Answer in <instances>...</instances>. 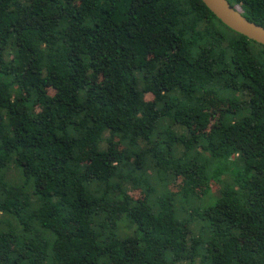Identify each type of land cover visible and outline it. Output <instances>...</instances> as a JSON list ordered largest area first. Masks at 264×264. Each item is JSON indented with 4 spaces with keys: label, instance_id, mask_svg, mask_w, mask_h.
Here are the masks:
<instances>
[{
    "label": "trees",
    "instance_id": "obj_1",
    "mask_svg": "<svg viewBox=\"0 0 264 264\" xmlns=\"http://www.w3.org/2000/svg\"><path fill=\"white\" fill-rule=\"evenodd\" d=\"M0 264H264V45L201 0H0Z\"/></svg>",
    "mask_w": 264,
    "mask_h": 264
},
{
    "label": "water",
    "instance_id": "obj_2",
    "mask_svg": "<svg viewBox=\"0 0 264 264\" xmlns=\"http://www.w3.org/2000/svg\"><path fill=\"white\" fill-rule=\"evenodd\" d=\"M231 30L264 45V26L247 19L228 0H201Z\"/></svg>",
    "mask_w": 264,
    "mask_h": 264
},
{
    "label": "rangeland",
    "instance_id": "obj_3",
    "mask_svg": "<svg viewBox=\"0 0 264 264\" xmlns=\"http://www.w3.org/2000/svg\"><path fill=\"white\" fill-rule=\"evenodd\" d=\"M221 106V103L219 100H216L214 98H210L209 101L205 104H203V107L205 110H208V112H211L213 109L218 108ZM218 189L217 185H213L212 191ZM133 194L135 195H141L139 190H133Z\"/></svg>",
    "mask_w": 264,
    "mask_h": 264
}]
</instances>
